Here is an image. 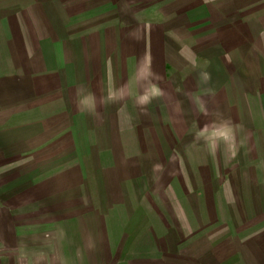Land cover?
I'll use <instances>...</instances> for the list:
<instances>
[{
    "label": "rangeland",
    "instance_id": "374dc122",
    "mask_svg": "<svg viewBox=\"0 0 264 264\" xmlns=\"http://www.w3.org/2000/svg\"><path fill=\"white\" fill-rule=\"evenodd\" d=\"M52 1L0 0V264H264V0H101L114 30L159 35L174 72L160 104L114 112L134 164L107 154L115 138L9 117L37 93Z\"/></svg>",
    "mask_w": 264,
    "mask_h": 264
},
{
    "label": "crops",
    "instance_id": "0c3cea01",
    "mask_svg": "<svg viewBox=\"0 0 264 264\" xmlns=\"http://www.w3.org/2000/svg\"><path fill=\"white\" fill-rule=\"evenodd\" d=\"M113 1L120 3L123 11L126 6L127 9L129 8L125 3L126 0ZM52 2L54 3L51 7L50 30L43 36L45 47L41 51L42 61L37 62L40 68L35 77L37 83L36 86H33L34 82L27 83L34 87L37 93L25 97L26 104L20 105L19 109L14 108L11 102L8 106L13 110L9 117L15 114L17 116L25 106L32 116L42 115L40 121L43 128H49L50 125L57 127L59 135L63 133L61 129L64 128L65 136L78 138L82 129L81 137L85 140L91 132H94V136L99 140H104V137L108 140L113 138L120 140L110 127L117 107L128 104L127 106H131L134 112L138 108L140 111L145 106V102H141L139 97L145 99L146 94L153 96L155 102L152 106H157L160 104L157 98L161 99L162 83L166 84L174 75V72L170 74L168 72L169 61L166 58L165 47L162 48V44L157 42L161 38L159 35L150 33L151 30L147 31L146 23H144V29L136 32V35H130L127 30H114L110 24L116 16L112 10L100 8L101 0H94V3L89 2L85 6L78 0ZM160 6L152 16L149 28L150 25L159 27L160 35L165 39L169 36L161 30V27H167L166 21L162 18L167 10L166 6ZM94 25L96 27L100 25L99 29L91 30L90 26ZM128 39L131 40L127 44ZM121 41H124L126 50L119 48ZM150 42L157 43L160 50L158 54L146 50V45L148 46ZM4 50L5 44L0 42V58L2 54L4 55ZM147 59L157 60V63ZM27 71L30 74V68ZM41 73H46V79H42ZM38 81H41L39 86H37ZM48 82L49 85L44 89V85ZM40 89L46 91L45 96L38 93ZM29 108H35L42 114ZM104 124L107 125V129L103 127ZM103 129L107 133L105 136ZM139 138L138 135L137 139L140 140ZM108 142L109 147L105 151L109 156L114 157L113 159L117 155L123 156L124 162L132 164L136 162V158L131 159L124 154L125 151L120 146L123 144L121 140L119 143ZM101 146H98L97 154ZM93 152L92 149H86L82 152H74L67 161L61 160L67 163L75 158L80 159L81 155ZM47 170L51 169L47 167ZM50 177L53 179L56 176Z\"/></svg>",
    "mask_w": 264,
    "mask_h": 264
}]
</instances>
